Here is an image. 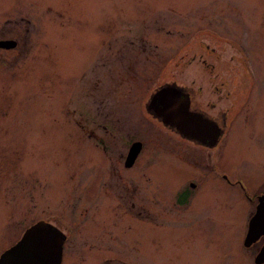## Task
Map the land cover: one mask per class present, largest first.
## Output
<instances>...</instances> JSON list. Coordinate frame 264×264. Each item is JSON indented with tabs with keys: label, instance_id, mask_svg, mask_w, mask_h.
<instances>
[{
	"label": "rangeland",
	"instance_id": "374dc122",
	"mask_svg": "<svg viewBox=\"0 0 264 264\" xmlns=\"http://www.w3.org/2000/svg\"><path fill=\"white\" fill-rule=\"evenodd\" d=\"M2 39L15 41L0 47V187L16 208L14 239L57 212L74 221L71 233L62 229L63 259L70 242L77 256L63 264H255L259 242L242 239L264 192V0H0ZM207 78L224 80L228 98L209 94ZM172 80L199 84L201 109L216 99L204 115L225 114L216 148L179 138L145 111L149 94ZM88 130L140 190L142 222L116 197L98 192L92 202L90 184L106 176ZM132 140L141 149L123 168ZM102 226L105 239L91 238ZM89 249L99 258H79Z\"/></svg>",
	"mask_w": 264,
	"mask_h": 264
},
{
	"label": "water",
	"instance_id": "95a60500",
	"mask_svg": "<svg viewBox=\"0 0 264 264\" xmlns=\"http://www.w3.org/2000/svg\"><path fill=\"white\" fill-rule=\"evenodd\" d=\"M12 39L0 40V47L11 48ZM146 111L163 126L174 129L181 137L205 146H213L220 134L217 124L198 112L188 109L187 96L172 86L155 88L145 104ZM140 143L133 142L126 155L129 165ZM260 235H264V192L256 197L255 209L247 222L242 239L243 246H249ZM61 232L49 223L36 221L27 226L20 237L0 253V264H59ZM253 262H264V240L253 256Z\"/></svg>",
	"mask_w": 264,
	"mask_h": 264
},
{
	"label": "flooded vegetation",
	"instance_id": "af4514ba",
	"mask_svg": "<svg viewBox=\"0 0 264 264\" xmlns=\"http://www.w3.org/2000/svg\"><path fill=\"white\" fill-rule=\"evenodd\" d=\"M171 62H172V64H175V62L173 60H171ZM181 63L183 65L184 61H182ZM182 65L180 66L181 70L184 68V66H182ZM209 67L212 69L211 65ZM212 80H214V79L213 78H207V80H206V83L209 85V87H208V90L210 92L209 94H214L215 96H218V98L224 97L225 99H227L230 92H228V91H226V90H224L222 88V86L225 85V81L222 80V79L218 80V82H215V81H212ZM174 83L175 82L172 80V81H170L168 83H164V85H160V86L173 85L172 87H174ZM188 84H194V81L193 80H189ZM160 86H158V87H160ZM175 88L178 89L182 94L187 96V98H188V108H189V110L192 109L191 111H196V112H199V113L201 112L202 115L206 116V115H209V114L206 113V110H211V109H214L215 107H217L216 103H215L216 99L214 101L206 99V100L203 101L202 109L200 108V103L196 99V97H200L201 94H202V92H201L202 87L199 84H196V87L192 88V89L189 86H186V85H182V86H179V87L175 86ZM150 94H149V96H150ZM149 96H148V98H149ZM146 103H147V101H146ZM145 111H146V109H145ZM210 119L217 124V127H220L219 128V130H220L219 137H218L216 143L213 146H211V147L202 145L200 143H197L196 141L185 139V138L181 137L174 129L169 128V127H165V126L164 127L167 128L168 130H170L171 132L177 133L179 138H181V139H183V140H185L187 142H190V143H192V144H194L196 146L212 149V148H216L217 147V144H218L220 138L223 137L226 134L225 132H227V130H226V125L224 124V122H225V114L221 110H216V114L214 116H211ZM155 120L157 121V119H155ZM101 127L104 128L103 125ZM87 137L92 140V141L90 140L91 141L90 143L92 144L94 149L100 151V153L103 155V158H104L103 170H105V176H106V178H102V180H101L102 182L100 183L99 187L96 186L95 182H92L90 184L91 185V189L89 188L87 190V193L92 198V202L94 200V197L97 196L98 192L100 193V195L104 196L107 199H109V196L116 197L117 204H119L118 208L122 209L123 211H125V209L127 208L129 213L133 212L135 214V217L139 221V223L142 222L141 213L142 212H147L149 210H147V208L143 207V205H142V200H141L142 197L140 195V190L136 189L135 187L130 189L127 186L125 180L122 179V177L120 176L119 172L117 173L114 168L112 170V167H115V166L112 165L111 161L115 160L114 161V163H115L116 160H118V158H113L112 160H110L109 152L106 150L107 149L106 141H104L103 138L100 137L99 135H96V133L93 130H88ZM133 142H136V140H132L128 144L126 152L123 155V158H122V166H123V168H130V167H132L134 165L133 162H134V160L136 158V155H135V157L133 158L132 162L129 165H127L125 163L126 162V155L128 153V149H129L130 145ZM139 143H140V147H139L138 152L141 149V142H139ZM7 159L10 162V163H8L9 168H12L13 164L15 163L14 159H17V158L14 157V159H12L11 157H9ZM17 167H18V165H17ZM109 167L111 168V170H109ZM115 168H117V167H115ZM94 171H95V169H94ZM97 176L101 177V175H97ZM112 176H114L115 182L110 183L108 181H110V180L113 181ZM220 178L225 179V176L220 174ZM72 180H73V176H72L71 181ZM94 180H96V179L93 178L92 181H94ZM22 182H24L27 187L29 186V182H28L27 178H23ZM227 183L233 184V183H230V182H227ZM121 184L123 185L122 188H120ZM110 186H116V187L114 189V188H111ZM193 186H194L193 184H190V187H193ZM2 190H3V188L0 187L1 203H2V205L5 206V211L3 213L0 210V226H1V232L5 235V243H4L3 246H1L0 253L3 250H5L6 248H8L10 245H12L19 238V236H18V238H15V239L13 238L14 237L13 236V228L16 227V225L14 224L15 222L13 220V213H14V210H16V208L13 206L14 205L13 203H8L7 202V200H8L7 190H5V192H1ZM70 192H74V191H70ZM72 196H74V195H72ZM151 197H153V196H151ZM151 197H150V199H151ZM182 200H184V196H183ZM22 203H25V201L21 202V205H22ZM255 203H256V200H255ZM255 203L253 204L252 210L249 212V214L247 216V220H246V224H245V230H246L248 219L250 218V216L254 212ZM94 205L95 204H93L92 206H94ZM106 207L108 208V205H106ZM28 210H29V208L27 209V214L29 213ZM23 218H25V220H27L26 217L23 216ZM31 220L32 221L29 222V224L27 223L28 225H26L23 228V230L27 226H29L31 223L35 222V221H42V222L49 223V224L53 225L55 228H57L61 232V234L63 235L64 238H63V241H62V244H61V256H60L59 264H63V260H64L63 256L65 254L64 245L66 244L67 240H70V238L68 239V237H67V235H66V233L64 231L65 230H70V233H71V227H72L71 224L74 222V221H72V216H70L68 214H66L65 216H62V215L58 214L57 212H52V213H48V214L42 215V217H40L39 219L36 218V220L35 219L34 220L31 219ZM139 223H137L140 226V227L139 226L138 227L142 228L141 227L142 225L139 224ZM152 226L153 225H151V223H150L149 226H145V227H149L150 228ZM102 228H104V230L103 229H100V230L99 229H94L93 231H91L90 232L91 238L94 237V236L96 237V235H98V234H102L101 237H103L102 240H104L105 239L104 235L107 233V231H110V229L108 228V230H107V229H105L104 226H102ZM62 229H64V231ZM76 239L79 240L80 238H76ZM263 240H264V236L260 235L256 239V241L251 243L248 247L254 246L255 243L258 241L259 242L258 246L255 245V251H256ZM72 245H74V244L71 243V242L68 244V246H69V250H68V253H67L68 256H66L67 259L64 260V261H68V262L70 261L71 262L74 259L75 255H76V252L72 251L73 250L72 249ZM94 253L95 252H93L92 249H89V250H87L85 256L82 255V256H79V258L82 257V259H84L85 261L86 260L88 261V260H90L92 258L93 259L96 258V256L98 257V254H94ZM107 259H108L107 256L102 257V261H105ZM101 264H105V263L102 262Z\"/></svg>",
	"mask_w": 264,
	"mask_h": 264
}]
</instances>
